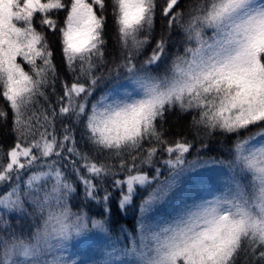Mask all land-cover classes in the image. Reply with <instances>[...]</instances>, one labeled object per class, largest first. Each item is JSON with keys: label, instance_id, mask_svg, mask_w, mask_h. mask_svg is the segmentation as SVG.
Listing matches in <instances>:
<instances>
[{"label": "snow or ice", "instance_id": "obj_1", "mask_svg": "<svg viewBox=\"0 0 264 264\" xmlns=\"http://www.w3.org/2000/svg\"><path fill=\"white\" fill-rule=\"evenodd\" d=\"M107 7L0 0V95L15 137L0 148V264H77L70 242L91 230L107 239L90 264H237L241 253L244 264L249 256L264 261V0H192L183 8L181 0H111V62ZM158 7L166 23L138 62ZM54 11L65 13L62 22ZM48 31L58 33L71 83L60 76ZM176 109L194 113L192 140L165 138L162 122ZM7 116L0 108V119ZM217 134L232 138L228 158L201 156ZM158 153L166 158L157 161ZM198 169L206 170L199 180L190 175ZM70 176L85 200L105 206L110 180L120 211L150 189L135 231L121 226L112 236L109 207L101 219L83 205L74 211ZM182 188L188 194L171 215L150 217Z\"/></svg>", "mask_w": 264, "mask_h": 264}, {"label": "trees", "instance_id": "obj_2", "mask_svg": "<svg viewBox=\"0 0 264 264\" xmlns=\"http://www.w3.org/2000/svg\"><path fill=\"white\" fill-rule=\"evenodd\" d=\"M65 3H69L70 0H64ZM164 0H159V4L162 5ZM192 0H181V7L183 8L186 4L191 3ZM106 4L108 5L106 10V15L108 17L106 27H105V39L107 41L106 45V59L111 62L114 55H118V44H117V32H116V26L113 22L112 14H111V0H106ZM161 9L158 7L157 9V16L155 20V32L152 43L144 50V52L139 56L138 62L143 61L147 58V56L151 53L152 47H154L155 40L159 38V33L161 32L162 25L166 23L165 20L161 18ZM65 16V13L63 11L53 12V18L58 19L59 21H63ZM40 16L38 15L36 17V20L39 21ZM49 42L52 45V48L54 49L55 54V63L59 69L60 76L67 82L71 83L72 76L71 73L67 70L60 50V44L58 40V33L54 36L52 35L51 31H48L47 33ZM182 39L181 33L179 30H174L172 33V40L173 41H179ZM175 49L170 47L169 51H174ZM180 50L182 51V46H180ZM57 91H61V85L60 82H57ZM0 108H3L7 113V119L6 121L3 119H0V148H3L5 152L14 144L15 137L11 132L12 128V113L9 110V106L5 99L0 95ZM194 115V113L184 114L179 111V109L170 111L166 113L165 118L163 120V131L165 133V138L172 141L181 137H187L189 140L193 139V132L190 129L189 125L191 123V116ZM65 123H68L67 120L64 121ZM161 122L158 121V125ZM59 128V124L57 125ZM255 130V129H253ZM79 135V134H78ZM232 142V138H225L224 136H221L219 134L210 137L208 140L209 147L206 152H201V156L205 155H215V156H225V158H228L225 155V151L227 147L230 146ZM199 147V142H197L196 147L192 149L191 154L188 156V159H193L196 156V148ZM161 158H166V154L164 153H158L157 155V161H159ZM5 162L6 158H5ZM145 171H149L148 168L144 169ZM164 173L166 174V169H163ZM192 177H195L197 180H199L201 177L206 175L205 169H198L195 173L190 174ZM70 180L74 182V186L77 189L76 194L72 197V206L73 210L76 211L81 206H85L86 210L88 212V215L90 218H96L101 219L103 218L101 216V209L103 207H109L111 209V222H110V232L112 236L119 235V229L121 226L126 227L129 230L135 231L136 227V219L139 215L138 211V204L140 203L141 199L146 197L148 194V190H138L139 194L135 197L134 202L131 206L126 208L124 211H120L117 201L119 199L120 193L116 190H113L111 187V181L109 180L106 184V186L109 188V190L112 193V200L110 203L105 206L102 203L96 204L94 202H90L85 200L84 198V192L82 185L79 184V182L76 181L75 176H70ZM151 187H155V184L151 185ZM4 189L0 188V192H3ZM188 192L185 188L177 190L173 194V198L166 203L160 204L156 211L150 214L151 218H155L157 216H160L163 214L164 216H169L171 213H169V209L175 206H179V197L182 195H187ZM100 196H103V192L101 191L99 193ZM18 217L13 214L11 216V222L13 225L16 224ZM89 235L92 237V241L90 245H87L85 247L79 248V251L81 253L82 257V263L83 264H90V261L93 257L97 254V249L103 245L107 239L104 233L100 232L99 230H91L88 232ZM124 243L127 244L128 241L125 238ZM257 256L259 253L256 254ZM245 261V255L244 253L240 254V258L237 260V264H244ZM247 264H264V261H261L259 259H255L253 257H248Z\"/></svg>", "mask_w": 264, "mask_h": 264}, {"label": "rangeland", "instance_id": "obj_3", "mask_svg": "<svg viewBox=\"0 0 264 264\" xmlns=\"http://www.w3.org/2000/svg\"><path fill=\"white\" fill-rule=\"evenodd\" d=\"M172 211H173V207L169 209V213H171ZM91 241H92L91 235H89V233H86L84 235L74 238L70 242V247L68 248V254L70 255L71 258L76 259L77 264H83L82 263L83 260L79 248L90 245Z\"/></svg>", "mask_w": 264, "mask_h": 264}]
</instances>
